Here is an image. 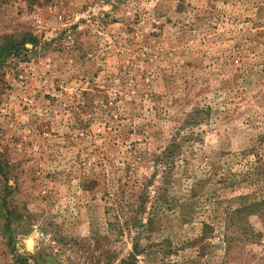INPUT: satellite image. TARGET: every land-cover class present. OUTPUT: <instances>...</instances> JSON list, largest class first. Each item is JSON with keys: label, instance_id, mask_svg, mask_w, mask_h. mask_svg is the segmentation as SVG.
<instances>
[{"label": "rangeland", "instance_id": "374dc122", "mask_svg": "<svg viewBox=\"0 0 264 264\" xmlns=\"http://www.w3.org/2000/svg\"><path fill=\"white\" fill-rule=\"evenodd\" d=\"M176 129L126 264H264V0H0V264H122L115 167Z\"/></svg>", "mask_w": 264, "mask_h": 264}, {"label": "trees", "instance_id": "16d2710c", "mask_svg": "<svg viewBox=\"0 0 264 264\" xmlns=\"http://www.w3.org/2000/svg\"><path fill=\"white\" fill-rule=\"evenodd\" d=\"M25 41H34V37L31 35L28 36H22L21 42ZM187 117L184 120L185 124H195L197 121L201 120V110L195 109L190 113L186 114ZM178 129L175 130L171 135H169V138L167 139L166 145L161 149V151L157 154L154 153H148V151L140 150L138 147L132 146L133 143H130L131 146L126 147V153L122 157V161L120 165H116L115 172L117 175L118 182L120 180V187L121 190L119 193L126 195L127 197H132L129 201L130 208L122 213L121 210L120 214L118 211H114L113 217L116 219V226L119 229L120 232H123L124 230L129 235L130 234V228L135 227L136 231H133L135 235L132 237V250L128 253L127 257L125 259H122L121 263L126 264L128 260L134 259L136 255H141L143 252V249L140 248V246L137 243L138 239V232L137 230L141 227H147L151 224L153 221L152 218L156 217L157 214H155V207L158 205L163 204L165 207L170 208L172 206V203H170V199L165 196L163 193L159 194V202L155 201V205L153 207H150V211L144 212L145 210V203L148 200V184L150 183V179L155 176V173L159 171L161 173L160 178H162V183L166 184L169 182V179L171 177V167L174 165V161L177 158V154L180 153V149L182 150V144L185 142L186 147L190 148L191 144L194 140L198 139L195 134L193 133H187L186 136L180 137L178 136ZM147 153L148 155H151L148 162H151V172L149 175L144 176H138L136 175V169L138 164L141 165L144 162L143 153ZM191 151L189 150L188 153ZM182 160V159H181ZM161 168V169H160ZM104 180V177H103ZM102 180V183L104 182ZM118 183V184H119ZM119 188V185H115V191ZM158 189V187H157ZM106 188H104V191H106ZM164 189L161 188L160 192H163ZM262 199L261 203H254L253 205H257L259 208L260 205H263L264 202V190L262 193ZM117 196V195H116ZM164 196V197H163ZM162 198V199H161ZM129 203L126 205L128 206ZM143 214H146V218L143 217ZM204 227H207L209 225L204 224ZM227 240V239H226Z\"/></svg>", "mask_w": 264, "mask_h": 264}]
</instances>
